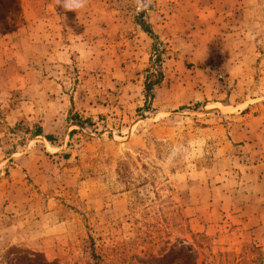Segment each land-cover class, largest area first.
<instances>
[{
	"label": "rangeland",
	"instance_id": "obj_1",
	"mask_svg": "<svg viewBox=\"0 0 264 264\" xmlns=\"http://www.w3.org/2000/svg\"><path fill=\"white\" fill-rule=\"evenodd\" d=\"M257 217L264 0H0V264H264Z\"/></svg>",
	"mask_w": 264,
	"mask_h": 264
},
{
	"label": "clouds",
	"instance_id": "obj_2",
	"mask_svg": "<svg viewBox=\"0 0 264 264\" xmlns=\"http://www.w3.org/2000/svg\"><path fill=\"white\" fill-rule=\"evenodd\" d=\"M88 3V0H56V5L61 6L65 11L78 12L84 9Z\"/></svg>",
	"mask_w": 264,
	"mask_h": 264
},
{
	"label": "crops",
	"instance_id": "obj_3",
	"mask_svg": "<svg viewBox=\"0 0 264 264\" xmlns=\"http://www.w3.org/2000/svg\"><path fill=\"white\" fill-rule=\"evenodd\" d=\"M256 219H258V217L256 218ZM245 221H242V223H244ZM249 223H250V220H249V222L246 224V226L245 227H247L248 225H249ZM245 224V223H244ZM257 227L256 228V233H258V231H261V228H264V220H257V222H256V224L254 225V227ZM253 227V225L251 224L249 227H247V228H252ZM207 228H209L208 226H207ZM213 228V227H212ZM199 231H206V233H208V230L205 228V227H202V229L201 230H199ZM254 233V232H253ZM250 235H252V233L250 234ZM256 239L259 241V238H257L256 237ZM239 244V243H238Z\"/></svg>",
	"mask_w": 264,
	"mask_h": 264
},
{
	"label": "trees",
	"instance_id": "obj_4",
	"mask_svg": "<svg viewBox=\"0 0 264 264\" xmlns=\"http://www.w3.org/2000/svg\"><path fill=\"white\" fill-rule=\"evenodd\" d=\"M46 139H47L49 142H51V140H52L51 137H47ZM186 253H189V249H186ZM186 257L188 258V257H190V256H187V255H186ZM190 264H194V263L191 262Z\"/></svg>",
	"mask_w": 264,
	"mask_h": 264
}]
</instances>
